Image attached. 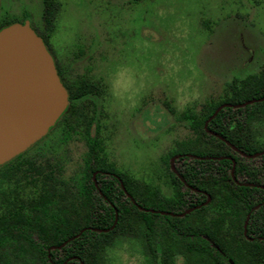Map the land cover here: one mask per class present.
Returning a JSON list of instances; mask_svg holds the SVG:
<instances>
[{
  "label": "trees",
  "instance_id": "obj_1",
  "mask_svg": "<svg viewBox=\"0 0 264 264\" xmlns=\"http://www.w3.org/2000/svg\"><path fill=\"white\" fill-rule=\"evenodd\" d=\"M25 20L26 13L0 29ZM63 83L68 110L0 167V264H112V250L126 241L150 264H264V243L248 239L264 225V68L181 116L188 135L162 160L169 194L114 169L87 117L99 85L87 76ZM58 128L65 129L58 147L32 157ZM72 134L88 145L75 165Z\"/></svg>",
  "mask_w": 264,
  "mask_h": 264
},
{
  "label": "rangeland",
  "instance_id": "obj_2",
  "mask_svg": "<svg viewBox=\"0 0 264 264\" xmlns=\"http://www.w3.org/2000/svg\"><path fill=\"white\" fill-rule=\"evenodd\" d=\"M54 2L45 29L49 49L67 83L85 75L99 85L87 117L114 169L169 194L162 160L188 135L181 116L218 100L232 79L264 68V0ZM25 13L45 27L41 0H0V23L22 21ZM64 133L56 129L31 156L48 154ZM67 146L73 165L88 148L74 134ZM171 163L178 168L176 159ZM111 258L150 264L133 241Z\"/></svg>",
  "mask_w": 264,
  "mask_h": 264
},
{
  "label": "water",
  "instance_id": "obj_3",
  "mask_svg": "<svg viewBox=\"0 0 264 264\" xmlns=\"http://www.w3.org/2000/svg\"><path fill=\"white\" fill-rule=\"evenodd\" d=\"M68 98L52 55L29 20L1 28L0 167L50 132L68 109Z\"/></svg>",
  "mask_w": 264,
  "mask_h": 264
},
{
  "label": "flooded vegetation",
  "instance_id": "obj_4",
  "mask_svg": "<svg viewBox=\"0 0 264 264\" xmlns=\"http://www.w3.org/2000/svg\"><path fill=\"white\" fill-rule=\"evenodd\" d=\"M41 4H42V15L44 16L42 18V23L44 24V28L43 29H39L35 26L34 23H32V28L34 29V31L36 32V34L43 40L46 48L48 50L49 49V46H48V40H47V37L45 35V29H46V23H47V16L54 13L56 10H57V4H55L54 0L50 3V7L47 6L45 3H44V0H41ZM50 12V13H49ZM55 15V14H54ZM30 22V21H29ZM30 23V25H31ZM52 55V57L54 58V63H55V67H56V70H57V73L60 71L61 72V75L59 76L62 84L64 85L63 81L65 82V72L59 68L58 64H57V61H56V57L54 56L53 52L50 50L49 51ZM85 75H82V76H79L80 77H84ZM65 86V85H64ZM256 210V207H253L251 209V211H255ZM249 218L247 217L246 221L248 220ZM253 232H250V236H249V240H252V238L254 237H257L259 239V241L263 242L264 243V225H261L259 228H253ZM258 234V235H256Z\"/></svg>",
  "mask_w": 264,
  "mask_h": 264
}]
</instances>
